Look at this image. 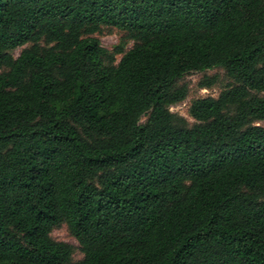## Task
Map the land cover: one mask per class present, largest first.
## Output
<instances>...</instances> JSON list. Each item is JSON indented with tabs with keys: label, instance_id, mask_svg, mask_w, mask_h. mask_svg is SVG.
Masks as SVG:
<instances>
[{
	"label": "trees",
	"instance_id": "1",
	"mask_svg": "<svg viewBox=\"0 0 264 264\" xmlns=\"http://www.w3.org/2000/svg\"><path fill=\"white\" fill-rule=\"evenodd\" d=\"M263 122L264 0H0V264H264Z\"/></svg>",
	"mask_w": 264,
	"mask_h": 264
},
{
	"label": "rangeland",
	"instance_id": "2",
	"mask_svg": "<svg viewBox=\"0 0 264 264\" xmlns=\"http://www.w3.org/2000/svg\"><path fill=\"white\" fill-rule=\"evenodd\" d=\"M94 37L99 39L101 46L109 52H112L118 46H122L124 51H127L132 47V42L127 38L125 33L112 28H101L96 34H94ZM22 49L23 48L15 50L12 53L13 57H17ZM119 58L120 56L116 57V62H118ZM205 76L215 78V84L209 89H202L199 86L201 80ZM184 82H186L189 86L188 96L184 102L171 107L170 111L182 116L190 124H193L194 121L189 116V108L195 100L206 97L217 98L219 94L226 90L229 84H231L222 70H210L204 73H193L186 76L184 78ZM261 125L264 126V122L261 123ZM51 237L56 241L65 242L74 247V255L72 258L74 262L82 259L78 243L69 234L65 226L55 229L51 233Z\"/></svg>",
	"mask_w": 264,
	"mask_h": 264
}]
</instances>
